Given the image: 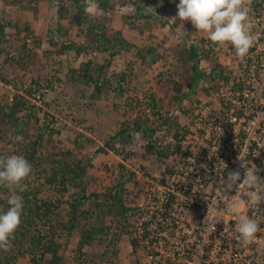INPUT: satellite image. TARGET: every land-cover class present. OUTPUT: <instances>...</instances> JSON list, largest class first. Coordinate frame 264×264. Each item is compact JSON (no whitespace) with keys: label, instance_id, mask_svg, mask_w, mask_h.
Instances as JSON below:
<instances>
[{"label":"rangeland","instance_id":"374dc122","mask_svg":"<svg viewBox=\"0 0 264 264\" xmlns=\"http://www.w3.org/2000/svg\"><path fill=\"white\" fill-rule=\"evenodd\" d=\"M105 1L0 0V25L5 27L4 37L0 36V155H22L29 161L24 150H30L29 144L41 131L42 143L29 161L32 173L28 177L27 188L39 192L40 200L58 207L50 222L44 221L38 230H32L27 235L28 241H22L24 244L12 246L9 243L6 249H0L12 257L9 263L2 264H52L50 251L42 254L40 249H32L31 236L38 233L42 243L53 241L51 248H56L57 254L62 256L58 264H137L126 236H114L117 232L114 219L117 217L113 212L105 214L103 223L93 221V218L79 223L78 229H87L94 222L110 229L107 235L96 234L95 240L78 252L79 234L72 232L69 235L63 224L71 215L68 204L72 193L79 190L59 192L46 179L67 150L75 155L83 152V165L89 161L93 163V168L85 173L88 194L93 187L99 189L112 175L113 178L120 176L117 163L121 160L131 169L142 167L144 162L146 167L143 166V170L147 168L151 173H157L161 161L146 158L140 146L143 142L132 139L133 142L124 143L122 137L113 142L109 139L121 123L128 121L132 126L136 117L152 118L149 112L148 115L145 112L150 96H155L159 106L166 102H161V98L169 99L166 111L171 113L168 124L173 126L188 123L187 117L179 111L181 106L188 109L193 106V101L205 100L202 96L204 81L198 92L185 102L178 104L172 100V83L168 82L185 75L187 66L183 59L187 58L186 48L193 42L196 44L200 38H207V34L197 31L190 20L174 19L179 0H109L108 4ZM249 2L243 0L245 6ZM103 6H107L106 9ZM135 6H142L143 14L151 15L146 22H142V16L137 17L139 11ZM97 22L102 27L97 28ZM90 28H96V34L100 31L110 33V30L118 34L121 30L124 37L139 47H136V52L120 53L111 59L108 54L95 51ZM168 39L171 48L165 47ZM72 46L73 49H68ZM146 46L154 48L158 54L157 65L150 62ZM220 52L218 62L226 63L221 49ZM140 54H145V61L140 60ZM104 59L112 62L105 73L111 83L96 94L94 82L85 84L80 77V68L89 60L100 65ZM188 64L192 66L193 63ZM208 67V61L201 62L202 70L208 72ZM122 74L126 76L128 91L120 100L113 93ZM30 89L29 95L26 92ZM16 101L21 103L14 116L18 120L17 128L22 132L19 135L14 134V128L6 120L10 106ZM15 137L21 139L17 141ZM97 146H104V151L96 153ZM126 152H133V159L130 154L124 159L122 156ZM74 160H77L75 156L68 162ZM115 171L117 175H114ZM8 195L9 192L0 190V211L6 210L7 206L2 203L3 200L7 202ZM133 198L127 199L128 205L134 204ZM87 207L91 208V203ZM122 258L130 263H123Z\"/></svg>","mask_w":264,"mask_h":264},{"label":"built area","instance_id":"2783aa9c","mask_svg":"<svg viewBox=\"0 0 264 264\" xmlns=\"http://www.w3.org/2000/svg\"><path fill=\"white\" fill-rule=\"evenodd\" d=\"M248 11L254 41L248 55L239 58L230 44L215 48L227 59L221 65L234 88L221 82L212 104L192 106L187 125L157 133L165 154L159 172L131 169L138 188L128 239L137 264H264V222L243 245L230 211L239 203L238 214L264 221V202L258 208L241 202L243 185L224 191L229 172L239 171L242 181L255 167L264 181V13ZM216 215L222 221L210 227Z\"/></svg>","mask_w":264,"mask_h":264},{"label":"trees","instance_id":"16d2710c","mask_svg":"<svg viewBox=\"0 0 264 264\" xmlns=\"http://www.w3.org/2000/svg\"><path fill=\"white\" fill-rule=\"evenodd\" d=\"M32 1L37 2L39 0ZM104 3L108 4L109 0H106ZM106 7L103 6L102 8L106 9ZM246 7L250 8V10H253L254 12L256 11L261 14V11H263L264 9V0H250ZM135 8H137V10L139 11L137 12V17L142 16L143 23L146 22V19L150 18L151 15H148L146 13L143 14L142 6H135ZM110 9L112 10L113 6H111ZM95 26L97 28L102 27L99 22H97V25ZM4 29V25L1 24V37H4ZM95 29L96 28H90L89 34L91 35V37L93 38V42L95 43L96 52L106 55L108 54L109 58L112 59L116 55L120 54L121 51L130 49L131 45H129L120 36H118V34H113V32L105 33L102 31H100L99 34H96V32H94ZM70 48L73 49V46L69 47L68 49ZM215 48L216 45H213L204 37L200 38L196 44L195 42H193L191 43L189 48H186L187 58L183 59L184 65L187 66L185 75H182L179 80L171 79L168 82L172 83L171 89L173 92V102L180 104L181 102H185L187 98H191L192 95L194 96L195 93L198 92V84L202 81H204L205 84V89L202 90V96L205 98L207 104H212L213 100L217 98L216 94L219 92L221 82L224 84V86L230 85L232 88H234L233 84L230 83V81H232L231 78H233V75L230 72L227 73L220 62H218L217 58L219 54L216 53ZM65 49H67V47H65ZM146 52L149 53L151 57V63L154 64L158 61V54L156 53L154 48L149 47L147 48ZM140 60H146L145 54H140ZM205 60L210 64V67H208V72L200 68L201 62ZM110 63L111 62L109 60L104 59L102 64L94 65V63L89 60L82 64V67L80 68V77L83 78L85 84L94 82V90L96 91V94L101 93L102 90H104L103 88L109 87V84L111 83V81L105 76ZM188 63L193 64L192 66H190ZM187 72L190 73L187 74ZM190 74L192 75L190 76ZM126 81L127 80L125 74H122L117 81L118 86L116 92L114 91L113 93V96H116L117 99L121 100L126 95L128 91ZM31 91L32 90L30 89L26 93L30 95ZM162 101L168 102L169 99L166 98L163 100V98H161V102ZM216 101L220 103L219 100ZM166 102L162 103L159 106L155 96H150L149 101L146 104L147 109L145 112L148 115L147 111H149V114L150 116H152V118L144 119V117L141 115L142 118L139 116L133 120L132 126L128 121L119 124L114 136H112L109 141L113 142L114 140H118L120 137L123 138L124 143L133 142L132 139H136V142H139V140L143 139L141 147L144 150V155H148L151 157L157 156L159 159L165 158V154H163L162 151L158 150L157 133L159 131L161 132L162 130L168 133L172 129V125L168 124L171 113L166 111V108L168 107V103ZM20 104V102L16 101L10 106V113L6 119L11 124V127L14 128V134L17 135L22 132L19 128H17L18 120L14 116L16 115ZM194 104H200V102L193 101L192 105ZM193 110L194 107H190L187 109L186 106H181V108L179 109L181 114H184L186 117L187 115H193ZM42 140L43 133L40 131V133L37 135L36 140L32 141L29 144L30 150H24L25 154L29 155L30 159H32L33 155L36 153V149L40 147ZM104 146H97L96 153L103 152L105 148ZM26 147L28 148V144ZM127 154H130V157L132 159L133 155H135L133 154V152H126V154H124L122 157H124V159H127ZM74 156L77 160L71 161L69 163V159ZM81 157H83V152H78V154L75 155L72 154L71 151L67 150L62 154V160L56 162V167L51 170L49 177L46 179L47 183L55 186L59 192H68L70 189L79 190L73 191L72 193L70 204H68L71 215L69 214L70 217L68 218L66 223L63 224L69 235L72 232H76L79 234L80 239L77 245L78 252L81 251V248L89 245L90 242L95 240L94 237L96 234L107 235V232L110 229V227L106 225L98 226V224L95 222L87 226V229H78L77 226L82 220L89 221V219L93 218V221H100L101 223H103L105 214L109 215L110 212H113V216L117 217L114 219V226L117 229V232L114 234V236L118 238L120 234H123L127 238L131 230L130 215L132 212V208L126 201L128 198H133L136 196V191L138 188V184L134 180V173L132 172L130 166L126 165L127 163H125L124 160H121L119 163H117L120 178L116 176L115 179L112 175L110 180L109 178L106 179L104 184L99 186V189H95L93 187L91 189V193L88 194V180L85 179V173L86 171L93 168V163L91 164V162L89 161L83 165V158ZM84 159L86 160L85 157ZM106 167L107 166H105V168ZM115 174L117 175L116 171L114 172V175ZM118 178L120 180H117ZM27 181L28 178L25 181L26 185H28ZM27 187L28 186H26L25 191L22 193L24 197L25 207L21 218V223L10 240V245L12 246L20 245L24 241H28L27 235L32 230H36L42 222L45 221V223H49L50 219L55 215V212L58 208L53 203L40 200L38 198L39 192H37L36 190L32 191V189L29 190ZM1 189L4 192H8L6 188H0V190ZM3 201L4 203L2 204H5V206L8 207L7 202H5L6 200ZM133 201L135 200L133 199ZM88 203H91V208H85ZM66 240H68V238ZM127 240L129 244H131L129 239ZM32 241V249H40L42 254H46L50 251L52 255L51 263L58 264L60 262L62 256L57 254L56 248H51V245H53V241H50L48 244L42 243V237L40 233H38L36 236L32 235L30 242ZM11 259L12 257L10 255L7 256L3 252V250H0V263H9ZM33 261L35 260L33 259Z\"/></svg>","mask_w":264,"mask_h":264},{"label":"clouds","instance_id":"9594fccd","mask_svg":"<svg viewBox=\"0 0 264 264\" xmlns=\"http://www.w3.org/2000/svg\"><path fill=\"white\" fill-rule=\"evenodd\" d=\"M177 9V16L174 19L190 20L197 31L207 34V39L213 45L230 44L241 59L248 55L254 41L250 31L252 23L249 19V11L243 0H179ZM173 127L175 126L172 125ZM15 139L18 141L21 138L15 137ZM149 157L154 161L160 160L159 166L162 165V159L157 156H146ZM142 165L146 167L144 162ZM257 171L255 167L250 171L247 170L242 181L239 171L229 172L227 179L224 180V191L243 185L245 192L241 202L258 208V205L264 202V181L257 175ZM31 173L32 166L24 156L0 155V187L6 188L9 192L8 207L0 211V249L8 247L21 223L25 207L22 193L27 186L25 181ZM238 207L239 203H234L230 208V211L237 215L236 238L241 244L248 245L256 239L260 224L264 221L246 214H238ZM221 221V217L216 215L210 227Z\"/></svg>","mask_w":264,"mask_h":264},{"label":"crops","instance_id":"0c3cea01","mask_svg":"<svg viewBox=\"0 0 264 264\" xmlns=\"http://www.w3.org/2000/svg\"><path fill=\"white\" fill-rule=\"evenodd\" d=\"M111 32H112V30H110ZM121 31V30H120ZM119 30H118V35L124 40V41H126L129 45H131L130 46V49L129 50H126V51H121V53H133L134 51L136 52V47H139V45H137V43H135V42H132V40H129L128 39V37L127 36H123L121 33L122 32H120ZM132 31H134V30H132ZM165 33V35H167V32H164ZM113 34H117V32H115V31H113ZM139 34V33H138ZM126 35V34H125ZM171 39H173V38H171ZM165 42L168 44V45H166L165 47H170L171 48V46H169L170 45V40L168 39V40H165ZM192 42H193V40H192ZM147 48H149L148 46H146V49ZM159 50H161L160 48H158ZM166 51V50H165ZM167 52V51H166ZM159 61H157L156 63H155V65H157V63H158ZM112 63V62H111ZM140 83V82H139ZM138 83V85H140ZM136 85H137V83H136ZM139 142H143L142 140H139ZM127 261L129 262V260L127 259ZM126 260H124L123 258H122V262L123 263H128ZM130 263V262H129Z\"/></svg>","mask_w":264,"mask_h":264}]
</instances>
